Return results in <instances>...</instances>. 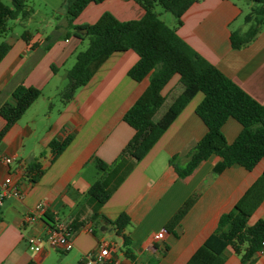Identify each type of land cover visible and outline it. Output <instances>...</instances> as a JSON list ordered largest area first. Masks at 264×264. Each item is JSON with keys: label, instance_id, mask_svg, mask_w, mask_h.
I'll return each instance as SVG.
<instances>
[{"label": "crops", "instance_id": "obj_1", "mask_svg": "<svg viewBox=\"0 0 264 264\" xmlns=\"http://www.w3.org/2000/svg\"><path fill=\"white\" fill-rule=\"evenodd\" d=\"M5 1L10 5L11 0ZM33 2L28 0L29 18L9 21V32L0 37L9 47L0 60V109L15 103L12 91L17 86L41 91L0 140V183L10 177L22 192L20 198L0 205V264H46L48 260L82 264L83 256L101 244L113 246L121 264H185L213 232L218 216L229 212L262 173L264 161L250 171L234 164L213 174L219 158L211 155L191 174L178 178L170 158L177 156L178 165L183 166L189 150L206 132L195 114L200 93L140 160L120 155L134 133L122 115L146 86V81L136 82L127 75L137 61L132 50L110 54L71 100L54 102V97L60 92V70L74 62L76 53L86 46L80 26L95 23L105 12L120 21L138 20L144 9L134 0L89 2L69 23L66 13L74 0H36L38 10ZM246 7L249 11L248 2ZM39 9L45 12V24L32 28ZM244 10L239 0H200L183 13L176 34L264 105V22L247 46L232 49L229 43L231 31L247 27L243 17L248 11ZM50 34H54L52 41L47 39ZM180 91L178 77L173 76L163 89L164 103L168 106ZM158 118L155 114L153 120ZM4 125L0 114V131ZM240 130L241 125L232 118L221 127L228 143ZM66 138L67 145L52 158L49 142ZM5 157L11 158L9 164L4 163ZM95 158L107 164V169L100 171ZM32 162L42 170L35 182L25 172ZM97 180L110 193L102 204L88 194ZM195 192L199 197L179 224L168 229L161 242H155L153 235L167 227L172 215ZM37 204L42 210L34 213ZM122 213L130 221L122 231L129 240L128 256L123 253V238L108 223ZM27 214H33L29 221L25 220ZM257 219L264 220V200L251 213L249 224ZM54 226L70 229L73 247L69 251L46 245L37 253L27 249L28 237L44 236ZM210 264L244 263L226 248ZM249 264H264V255L258 252Z\"/></svg>", "mask_w": 264, "mask_h": 264}, {"label": "trees", "instance_id": "obj_2", "mask_svg": "<svg viewBox=\"0 0 264 264\" xmlns=\"http://www.w3.org/2000/svg\"><path fill=\"white\" fill-rule=\"evenodd\" d=\"M100 1L102 0H74L66 13L67 21L70 23L77 17L89 2ZM134 1L144 9V15L138 20L120 21L111 13L105 12L95 23L79 27L84 30L86 46L76 53L73 65L65 71L66 84L60 92L61 100H71L76 90L89 81L110 54L132 50L137 55V61L128 69L127 75L136 82L146 81V86L122 115V120L134 133L120 155L140 160L191 98L200 93L202 99L195 107V114L205 125L206 132L189 150L183 166L178 165L177 156L170 158L169 163L178 178L191 174L201 161L211 155L219 158L213 167V174H218L234 164L250 171L260 161H264V105L249 96L176 34L183 13L190 5L200 0ZM245 1L250 4L249 11L243 17L247 27L244 31L230 32L229 43L232 49L243 48L253 41L264 22V0ZM156 5L171 14L172 26L166 25L159 18L155 11ZM31 13L28 0H11L10 5L0 1V37L4 38L9 32V21H24ZM25 35L26 32H23L21 36L26 39ZM53 38L54 34L47 37L51 41ZM8 48L2 40L0 60ZM173 76L178 77L181 91L154 121L153 117L166 98L163 89ZM40 94L41 91L34 87L17 86L12 91L15 103L0 109V114L5 120V125L0 131V140ZM229 118L241 125L239 134L231 143L226 141L221 132L222 125ZM68 142L69 138L62 141L52 139L48 144L52 158L57 157ZM94 164L100 171L108 167L98 158L94 159ZM25 172L29 179L35 182L42 170L37 163L32 162L26 166ZM88 194L99 204L104 203L110 195L100 180L90 186ZM198 197L199 192L190 195L169 219L166 228L177 226ZM263 200L264 170L233 208L218 216L213 232L205 238L185 264H210L212 259L226 248L239 255L242 263H251L261 249L264 220L257 219L249 224V217ZM244 209H248V212ZM129 222L125 213L113 221H108L115 233L123 238V253L126 256L129 254V240L122 231Z\"/></svg>", "mask_w": 264, "mask_h": 264}, {"label": "built area", "instance_id": "obj_3", "mask_svg": "<svg viewBox=\"0 0 264 264\" xmlns=\"http://www.w3.org/2000/svg\"><path fill=\"white\" fill-rule=\"evenodd\" d=\"M5 164L11 162V158H3ZM21 190L12 182L10 177H5L0 183V205L4 200L12 198H20ZM42 210L41 204L34 207V213ZM33 218V214H27L25 220L29 221ZM168 233L166 227L153 235L155 242H161L164 236ZM46 245L49 248L58 249L61 251H69L73 247L71 240V232L68 228L54 226L44 236H32L26 240L27 249L32 252H40L42 246ZM113 246L110 244H101L94 252H89L83 256L82 264H121L120 260L113 254ZM260 254L264 255V239L261 242Z\"/></svg>", "mask_w": 264, "mask_h": 264}, {"label": "rangeland", "instance_id": "obj_4", "mask_svg": "<svg viewBox=\"0 0 264 264\" xmlns=\"http://www.w3.org/2000/svg\"><path fill=\"white\" fill-rule=\"evenodd\" d=\"M35 2L34 7L38 10L37 8V3L36 0H32ZM4 2V0H3ZM33 2V3H34ZM240 4L242 5V7H244V11L245 13L248 11V8L246 7L247 2L245 0H239ZM6 3V1L4 2ZM155 11L158 13L159 18L168 26H171L173 23V17L171 16V14L167 11H165L164 9H162V7H160L159 5L155 6ZM46 20V15L45 12L43 11V9H39V13L37 15H35L34 20L32 21L31 27L32 28H40L42 25H44V21ZM86 43V42H85ZM86 45V44H85ZM73 60L72 62H69L67 64H65L64 68H62V70H60V78L58 79V86L60 87V92L63 90L65 84H66V78H65V71L67 69H69L72 65H73ZM60 92L59 94H57L54 97V102H60L61 97H60ZM167 104H163L159 110L156 113L157 117H160L162 115V113L164 112V110L166 109ZM46 264H54V260H48L46 262Z\"/></svg>", "mask_w": 264, "mask_h": 264}]
</instances>
